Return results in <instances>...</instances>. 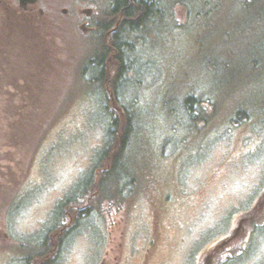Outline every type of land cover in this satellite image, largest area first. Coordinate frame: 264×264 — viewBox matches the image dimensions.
Wrapping results in <instances>:
<instances>
[{
    "label": "rangeland",
    "instance_id": "1",
    "mask_svg": "<svg viewBox=\"0 0 264 264\" xmlns=\"http://www.w3.org/2000/svg\"><path fill=\"white\" fill-rule=\"evenodd\" d=\"M153 2L144 28L123 31L133 68L104 101L88 61L121 30L113 0H53L35 30L0 12V264H264V0L256 16L243 0ZM88 8L92 33L75 21ZM104 104L134 113L136 183L75 195L105 141Z\"/></svg>",
    "mask_w": 264,
    "mask_h": 264
},
{
    "label": "trees",
    "instance_id": "2",
    "mask_svg": "<svg viewBox=\"0 0 264 264\" xmlns=\"http://www.w3.org/2000/svg\"><path fill=\"white\" fill-rule=\"evenodd\" d=\"M254 2L255 0H243V5H245L247 9H250L256 16L254 10L251 9ZM113 4V12L115 14L118 13L119 15L117 17H120L118 24L119 27H121V30L114 33L111 42L112 46L110 48H103L101 46V49L99 50L100 56H96V58L88 61L90 67H93L94 69L98 67V70H100L99 76L92 78L89 82L95 83L97 87L104 91V97H102V99L105 98L106 92H112L113 96L118 93L120 87L117 84L120 81L122 82L125 80L126 72L132 67L130 62L125 63L121 61L124 57L123 49L128 45L124 40V37L121 38L123 31L135 32L136 30L144 28V25L150 19L151 14L160 12L154 9L156 7L154 6L155 4L153 0H115ZM251 12H249L248 17L254 18ZM136 14L139 17L132 21L131 19L135 17ZM260 14V12L257 13L258 18L261 16ZM102 29V31H107L108 25ZM256 36V31L249 28L247 31L242 30L237 41H244L246 48L250 43L256 42ZM98 39L99 37H97V40ZM262 42L264 43V31L262 33ZM251 56L252 59L249 61L250 68H259L260 62L254 58L253 55ZM110 57L115 60V67L112 68L113 72L111 74H109L107 69V60ZM111 101L113 103L112 99H110V102ZM184 102L188 114L191 115L189 112H192V110L193 112H200L199 117H196V119L204 120L202 117L203 115L201 114V105L204 104L202 100L187 97ZM103 107L105 108V141L103 146L96 152V160L91 167L90 175L76 185L74 192L75 195L76 193H80L83 196L89 195L90 197H93L95 194L99 193L109 198L115 193L123 195L128 187H133L136 183L135 175L131 172L134 170V165L131 161L133 154L130 152V148L137 132V123L134 113L126 107H122L121 111L112 109L108 105L105 106V104ZM235 121L236 120L233 119L234 123ZM96 176H99L97 182L95 180V178H97ZM113 185H116L114 188L117 189H114ZM80 198L83 197L77 195V198L72 197L68 201H63L58 207V214H61V217H64V212L61 209L63 207L65 208L67 203L77 201ZM92 211H94V209ZM57 225L59 224L56 223V226L53 229H59ZM48 251L42 254L43 260L49 255Z\"/></svg>",
    "mask_w": 264,
    "mask_h": 264
},
{
    "label": "flooded vegetation",
    "instance_id": "3",
    "mask_svg": "<svg viewBox=\"0 0 264 264\" xmlns=\"http://www.w3.org/2000/svg\"><path fill=\"white\" fill-rule=\"evenodd\" d=\"M114 1L115 0H113V2ZM52 2L53 0H25L23 2H21V0H0V12L4 15L3 19L8 29L9 27H13L15 29L25 28L28 30H35L39 20L46 16L53 8ZM68 11L69 9L64 8L61 10V13L68 16ZM49 20H52V16H49ZM119 20V18L116 19L114 23L116 27L119 25ZM75 21L76 24L80 23V29H82V31L92 33L96 30L95 15L92 9L88 8L80 11V16H77ZM0 26L2 27V24H0ZM152 245L153 244H150V247H152ZM105 255L106 254H104L99 264H105Z\"/></svg>",
    "mask_w": 264,
    "mask_h": 264
},
{
    "label": "water",
    "instance_id": "4",
    "mask_svg": "<svg viewBox=\"0 0 264 264\" xmlns=\"http://www.w3.org/2000/svg\"><path fill=\"white\" fill-rule=\"evenodd\" d=\"M23 1H25V0H21V2H23Z\"/></svg>",
    "mask_w": 264,
    "mask_h": 264
}]
</instances>
